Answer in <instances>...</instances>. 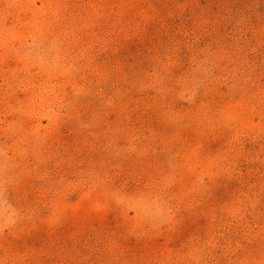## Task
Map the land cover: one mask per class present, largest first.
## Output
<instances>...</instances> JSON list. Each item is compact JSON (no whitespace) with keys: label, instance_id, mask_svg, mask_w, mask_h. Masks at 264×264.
I'll return each mask as SVG.
<instances>
[{"label":"rangeland","instance_id":"rangeland-1","mask_svg":"<svg viewBox=\"0 0 264 264\" xmlns=\"http://www.w3.org/2000/svg\"><path fill=\"white\" fill-rule=\"evenodd\" d=\"M0 264H264V0H0Z\"/></svg>","mask_w":264,"mask_h":264}]
</instances>
